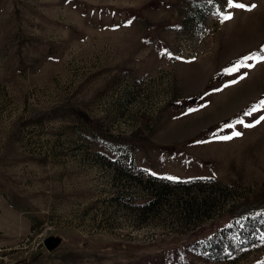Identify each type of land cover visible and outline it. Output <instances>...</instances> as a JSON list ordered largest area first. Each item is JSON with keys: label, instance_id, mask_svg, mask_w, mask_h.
Returning <instances> with one entry per match:
<instances>
[{"label": "rangeland", "instance_id": "374dc122", "mask_svg": "<svg viewBox=\"0 0 264 264\" xmlns=\"http://www.w3.org/2000/svg\"><path fill=\"white\" fill-rule=\"evenodd\" d=\"M209 1L0 0V264H264V62L245 60L264 56V0H218L213 33L175 54ZM160 68L172 98L118 111L114 83ZM133 170L245 198L186 232L169 218L198 193L147 204Z\"/></svg>", "mask_w": 264, "mask_h": 264}, {"label": "built area", "instance_id": "2783aa9c", "mask_svg": "<svg viewBox=\"0 0 264 264\" xmlns=\"http://www.w3.org/2000/svg\"><path fill=\"white\" fill-rule=\"evenodd\" d=\"M213 2V5L211 4ZM205 8L191 19L188 28L177 29L179 38L173 42V52L178 55L192 57L195 51L192 47L203 38H207L213 33L216 25V11L221 5L218 0H210L204 4ZM217 5L218 7H214ZM225 8V7H224ZM205 38V39H206ZM165 68H160L152 75L142 76L137 79H129L124 76L114 83L119 104H116L118 111H133L135 114H146L153 116L163 105L172 98L173 83ZM116 110V111H117ZM118 113V112H117ZM140 119V118H139ZM133 179L146 190L145 195H149L147 204L158 200L165 202L168 194L177 191L178 193L196 192L194 198L183 197L178 202L177 209L173 210L169 219L176 221L181 230L186 232L196 231L208 226L211 222L220 218L232 206L241 202L245 196V188L232 182H223L214 177H194L189 179H166L141 171L131 172ZM141 187V186H140Z\"/></svg>", "mask_w": 264, "mask_h": 264}, {"label": "snow or ice", "instance_id": "6c2138e0", "mask_svg": "<svg viewBox=\"0 0 264 264\" xmlns=\"http://www.w3.org/2000/svg\"><path fill=\"white\" fill-rule=\"evenodd\" d=\"M227 2V5L229 8H237V9H244L246 7H248L247 5L245 4H242V3H235L234 0H226ZM256 5H251L250 8H248V10H251V8H255ZM221 16H222V22L223 21H226V20H230L232 19V16L230 14H223V13H219ZM248 59H253V60H256L257 63L259 62H264V56H260V55H257V56H252V57H245V60H248ZM249 67H254L255 65H248ZM239 69L238 68H235L233 69V71H238ZM241 79H243V77H241ZM234 83L236 81H233ZM260 107H264V101H261V104H260ZM190 111H195L194 109H190ZM253 111H258V109H253ZM261 119H264V117H262ZM237 123L239 124H243V121H237ZM256 123H260L259 120L256 121ZM245 127H253V125H245ZM241 133L240 132H234L233 133V136H240ZM233 136H222V137H219V139H222V140H230L233 138ZM169 179H172L171 177Z\"/></svg>", "mask_w": 264, "mask_h": 264}, {"label": "water", "instance_id": "95a60500", "mask_svg": "<svg viewBox=\"0 0 264 264\" xmlns=\"http://www.w3.org/2000/svg\"><path fill=\"white\" fill-rule=\"evenodd\" d=\"M41 243L46 250H50L59 243V237L53 234H47L42 238Z\"/></svg>", "mask_w": 264, "mask_h": 264}, {"label": "crops", "instance_id": "0c3cea01", "mask_svg": "<svg viewBox=\"0 0 264 264\" xmlns=\"http://www.w3.org/2000/svg\"><path fill=\"white\" fill-rule=\"evenodd\" d=\"M210 176H212V177H213L214 175H209L208 177H210Z\"/></svg>", "mask_w": 264, "mask_h": 264}, {"label": "trees", "instance_id": "16d2710c", "mask_svg": "<svg viewBox=\"0 0 264 264\" xmlns=\"http://www.w3.org/2000/svg\"><path fill=\"white\" fill-rule=\"evenodd\" d=\"M147 174H149V173H147Z\"/></svg>", "mask_w": 264, "mask_h": 264}]
</instances>
